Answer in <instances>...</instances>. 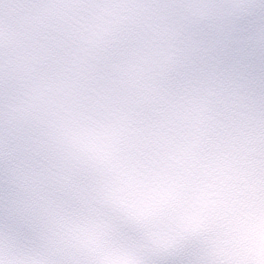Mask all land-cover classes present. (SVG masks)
Returning <instances> with one entry per match:
<instances>
[{
	"label": "snow or ice",
	"instance_id": "snow-or-ice-1",
	"mask_svg": "<svg viewBox=\"0 0 264 264\" xmlns=\"http://www.w3.org/2000/svg\"><path fill=\"white\" fill-rule=\"evenodd\" d=\"M15 11L22 56L0 0V264H264V0ZM237 104L242 132L203 119Z\"/></svg>",
	"mask_w": 264,
	"mask_h": 264
},
{
	"label": "clouds",
	"instance_id": "clouds-1",
	"mask_svg": "<svg viewBox=\"0 0 264 264\" xmlns=\"http://www.w3.org/2000/svg\"><path fill=\"white\" fill-rule=\"evenodd\" d=\"M60 3L66 6H85L87 0H59ZM32 3V0H3V8L6 16H10L14 27L17 32L20 34L19 45L20 49L17 52V55L22 56L24 47L27 46L28 41L24 36L26 30V17L28 13L15 11L17 5L27 6ZM148 6L158 7L162 10H171L175 8L187 7L193 3V0H146ZM159 27H160V37L159 41L163 43L164 34L167 32L170 25L174 22L173 14L171 11H164L159 16ZM70 20V18H69ZM153 23H156L154 21ZM17 46V42L13 43V47ZM78 42L72 39H67L64 44V48L61 49L63 52L66 49H76L78 47ZM4 56L8 55V50L5 48L3 53ZM61 70V67L55 62H43L37 63L34 68V77H42L45 75H55ZM180 68L176 65H173L168 72V76L172 77L177 75L180 72ZM231 103V102H229ZM203 119L207 121L210 127L214 128L216 125L224 126L225 124L231 126L232 128L243 131L245 122L251 119L249 112L245 111L242 105L237 104L236 107L226 110L225 106L222 107H213L209 110L204 116Z\"/></svg>",
	"mask_w": 264,
	"mask_h": 264
}]
</instances>
